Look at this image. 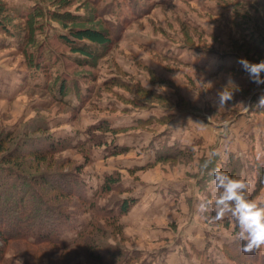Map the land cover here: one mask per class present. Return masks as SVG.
Segmentation results:
<instances>
[{
	"label": "rangeland",
	"instance_id": "374dc122",
	"mask_svg": "<svg viewBox=\"0 0 264 264\" xmlns=\"http://www.w3.org/2000/svg\"><path fill=\"white\" fill-rule=\"evenodd\" d=\"M262 5L0 0V160L10 161L0 166V207L9 204L0 222L6 210L43 215V232L74 242L2 236L0 264H113L85 243L127 264H264V248L245 253L233 239L232 221L196 210L217 166L264 196V84L238 63L264 60ZM70 27L104 30L111 42L85 41L94 58L72 55L58 39ZM225 87L232 99L219 109Z\"/></svg>",
	"mask_w": 264,
	"mask_h": 264
},
{
	"label": "clouds",
	"instance_id": "9594fccd",
	"mask_svg": "<svg viewBox=\"0 0 264 264\" xmlns=\"http://www.w3.org/2000/svg\"><path fill=\"white\" fill-rule=\"evenodd\" d=\"M238 63L248 73L249 78L256 83L264 84V60L257 63L246 58H240ZM233 91L225 87L217 93L218 108H226L232 99ZM259 105L264 107V96L260 97ZM215 150L208 153L202 168L207 171L215 157ZM212 177L208 193L198 197L196 210L200 214L214 213L212 220L219 222L229 219L233 222L235 234L233 239L242 242V251L254 253L264 248V196L252 198L251 182L247 177H235L217 166L208 173Z\"/></svg>",
	"mask_w": 264,
	"mask_h": 264
},
{
	"label": "trees",
	"instance_id": "16d2710c",
	"mask_svg": "<svg viewBox=\"0 0 264 264\" xmlns=\"http://www.w3.org/2000/svg\"><path fill=\"white\" fill-rule=\"evenodd\" d=\"M252 1V0H249ZM259 3L263 4L262 6H264V0H257ZM39 21L34 22L33 25H36ZM3 29H5V27H3ZM31 29V28H30ZM33 29V28H32ZM31 29V30H32ZM63 44H65L68 49L71 51L72 55L76 54L79 57L85 58V59H91L94 58L96 51L94 50V48H91V46H87V45H91V44H95L97 46H106L107 44H109L111 42L110 36L109 34L104 31V30H100V29H92V28H86V27H70L69 29V34L68 35H63L60 38H58ZM88 42L91 44H85L84 42ZM255 51L259 50L261 48H259V46H255L253 48ZM42 55V51H40L38 53V57H40ZM76 56H71V60H75ZM65 82L63 79H60V83L58 84V93L60 95V97L65 95ZM101 128V127H100ZM103 129H109L107 127H102ZM57 144H59L57 142ZM10 161L9 160H0V166H2L3 168L5 166L8 165ZM16 170V169H13ZM16 172H18V170H16ZM115 180H111L109 179L108 182H106V190L110 189V184L113 183ZM258 186L255 187L254 191L258 190ZM19 194V192H17ZM253 192H251L250 194H252ZM255 193V192H254ZM17 194V195H18ZM77 196L81 198V200L84 201V203L88 204V206H92L93 205V200H90L87 197H84L82 194L77 193ZM11 197V196H10ZM13 201H15V203H19L18 200H15V197L12 198ZM10 202V201H9ZM133 200L131 199V201H124L121 204V207L119 208L120 212H123L126 207L132 203ZM2 203V202H0ZM2 206H4L3 204H1ZM8 205H5L4 207H0V211H2L1 209L3 208V210H5L6 208H8ZM47 210V209H46ZM14 211H17L14 210ZM1 213V212H0ZM7 213V217L4 221L0 222V238H2V236H5L4 238H16V239H21L23 240L25 243L27 244H36L37 242L40 241H47V242H54L56 244H58L59 247L64 248L65 246H68L70 244H74L73 241H65L63 239L60 238L59 234H58V229L57 230H48L43 232V228H42V223H43V215L37 216V215H32L30 213H21V211L18 210V215H16L15 212H9V210H6ZM102 217V216H101ZM5 218V217H3ZM1 218V220L3 219ZM34 218V219H33ZM112 218H116V216H113ZM7 223H14L13 225L9 226H3L2 224H7ZM89 227V224H87L79 233H78V237L80 238L81 235H83V233L87 230V228ZM9 236V237H7ZM2 238L1 241H4ZM73 242V243H72ZM83 247L89 251L88 253L91 256H94V258L98 261H104L107 262L109 259H113L115 258V260L113 261V264H127V260L126 258L122 261L119 262V259H117L116 257L118 256L117 253L115 252H111L108 254L107 249H104L102 251V249H97V247L94 248L93 245H91L90 243H85L83 244ZM97 249V250H96ZM0 251H1V247H0ZM119 251V250H117ZM105 252V253H104ZM120 252V251H119ZM118 252V253H119ZM106 254V255H104ZM115 256V257H114ZM264 259V256H262Z\"/></svg>",
	"mask_w": 264,
	"mask_h": 264
}]
</instances>
